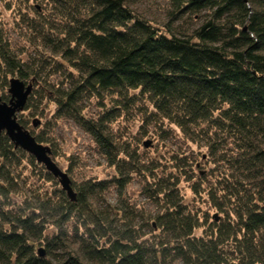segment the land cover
<instances>
[{"label": "trees", "instance_id": "obj_1", "mask_svg": "<svg viewBox=\"0 0 264 264\" xmlns=\"http://www.w3.org/2000/svg\"><path fill=\"white\" fill-rule=\"evenodd\" d=\"M43 1L49 11L26 22L52 62L23 60L0 39V66L23 82L48 64L60 71L58 86L30 93L24 109L53 101L55 117L87 132L115 172L71 183L74 200L41 191L24 169L35 183L55 177L2 133L0 264H264V0H170L163 28L128 0ZM135 109L204 147L210 179L195 175L188 152L162 163L118 141L111 125ZM136 176L152 212L127 195ZM181 181L205 192L216 220L184 202Z\"/></svg>", "mask_w": 264, "mask_h": 264}, {"label": "rangeland", "instance_id": "obj_2", "mask_svg": "<svg viewBox=\"0 0 264 264\" xmlns=\"http://www.w3.org/2000/svg\"><path fill=\"white\" fill-rule=\"evenodd\" d=\"M128 2L133 11L161 28L169 19L170 0H128ZM37 5L41 7L40 10ZM48 11L49 5L46 6L43 0H0V39L6 41L12 52L23 60L32 62L45 56L50 59L47 63H51L52 58L49 57L51 54L40 45V37H37L33 29L27 28L29 24L26 22L28 19L38 17L37 14L40 15L41 13L42 15ZM191 23L193 20L182 24L188 27ZM54 57L58 58L56 55ZM50 69L52 68L48 64L45 73H41V76H29L24 79L26 80L25 83L32 82L31 94L35 90L39 93L42 86H58L63 79L62 74L60 71L52 73ZM12 76L14 75L6 72L0 66V97L4 98H1L4 101L9 99L8 80ZM5 79L7 85H4ZM34 95L36 96V93ZM34 99L31 100L32 106L29 110L24 109V107L23 110L16 113L17 121L21 120V123L18 122L32 135H40L50 139L49 142H42V144L50 147L52 160L67 173L72 186L73 183H79L85 179L109 178L114 174L113 167L107 165L87 132L72 119L55 117L56 107L53 101L43 98V101L38 104L37 97ZM86 110L89 114L98 111L94 101L86 102ZM34 121H37L36 125H33ZM166 126L168 125H164V130ZM111 128L118 141H129L130 145L137 149L144 158H161L162 163L170 164L171 160L169 159L172 154L182 151L190 153L189 155L195 159L196 163L195 175H207V178L210 179L214 165L207 155L206 149L186 141L174 126L169 127L171 130L166 131V129L164 132H160L150 117H146L144 113L135 109L129 114H123L118 121L111 125ZM144 142L148 143L147 146L144 145ZM32 173L31 167L27 166L24 169V174H31L28 181L34 183L35 188L39 187L41 191L45 189L50 191L54 187L61 188L56 178L57 184L42 180L35 183L38 177ZM141 184L142 178L134 177L127 186V195L130 201L136 204V207H142L144 211L152 212L154 207L140 191ZM203 187L204 185H202ZM179 188L184 202L190 208L198 210L199 213L207 211L211 219H217L218 214L214 208L210 207L204 191L200 194L193 193L186 181H181ZM106 197L108 203L114 204L116 197L113 192L108 193ZM196 232L200 233L201 229ZM39 247L43 251L42 255H44V245H39Z\"/></svg>", "mask_w": 264, "mask_h": 264}, {"label": "water", "instance_id": "obj_3", "mask_svg": "<svg viewBox=\"0 0 264 264\" xmlns=\"http://www.w3.org/2000/svg\"><path fill=\"white\" fill-rule=\"evenodd\" d=\"M32 82H23L18 77L12 76L8 80L7 92L9 99L4 101L0 97V135L4 133L14 147H20L33 155L58 181L61 189L70 200L75 199V192L67 173L61 170L52 160L50 147L38 142L35 137L24 128L16 118V113L23 110L27 98L32 91ZM37 121L33 122L36 125ZM147 142L144 145L147 146ZM39 253L42 254L41 250Z\"/></svg>", "mask_w": 264, "mask_h": 264}]
</instances>
